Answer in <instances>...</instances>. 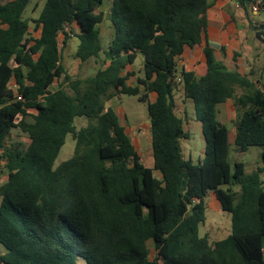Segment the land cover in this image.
I'll use <instances>...</instances> for the list:
<instances>
[{
  "label": "trees",
  "instance_id": "1",
  "mask_svg": "<svg viewBox=\"0 0 264 264\" xmlns=\"http://www.w3.org/2000/svg\"><path fill=\"white\" fill-rule=\"evenodd\" d=\"M250 1L240 3L248 10ZM30 2H0V264H264V83L216 58L211 1L45 0L33 19L38 35L25 17ZM106 18L115 32L103 48L98 24ZM248 22L264 44V20ZM73 37L75 58L101 59L95 73L68 72L63 51ZM204 43L205 72L179 69L186 48ZM137 59L139 76L128 68ZM179 86L202 123L198 162L181 143L188 132L176 109ZM120 94L147 104L153 166L108 105ZM229 99L233 143L218 118ZM15 130L29 141H14ZM69 134L73 155L56 164ZM232 144L237 152L261 147V165L232 164ZM209 193L231 214V232L215 241L200 231Z\"/></svg>",
  "mask_w": 264,
  "mask_h": 264
},
{
  "label": "rangeland",
  "instance_id": "2",
  "mask_svg": "<svg viewBox=\"0 0 264 264\" xmlns=\"http://www.w3.org/2000/svg\"><path fill=\"white\" fill-rule=\"evenodd\" d=\"M7 0H0V2H5ZM45 0H31L25 17L30 20V31L31 33L38 35V31H35V21L39 15V11L43 6ZM110 1L105 2L100 9L104 10L106 13L109 11ZM251 18L255 20H263L264 19V11L259 14H254L251 11H248ZM101 29L100 40L103 45V48H107L109 42L111 41L114 35V28L108 18L104 19L103 22L98 24ZM214 21L209 20V27L211 35L215 36L217 33L215 31H219L220 27L217 29H213ZM240 31L232 32V36L238 37L244 46L247 49H251L254 53H259L260 57H256L259 60H255L256 68L264 64V44L258 39L254 32L251 31V39L250 36L243 34L239 35ZM63 35L60 36V41L62 43ZM249 41V42H248ZM79 43V39L77 37H73L70 41L66 49L63 51V61L68 69V72L74 77H85L95 73L101 66V59L91 58L87 61H81L79 58H75V51L77 49ZM200 49V48H199ZM194 51V50H193ZM203 53V52H202ZM188 54H186L187 56ZM241 56V64L244 61L245 55ZM101 56H104L102 52ZM186 59L190 64H193L190 57H182L180 60ZM189 59V60H188ZM202 59H194V66L197 65L199 68V72L203 73V64ZM247 66V65H246ZM179 69L181 68V64H178ZM128 68L133 69L137 76L142 75V63L140 59H137L133 66H128ZM246 67H244L245 69ZM247 69V68H246ZM245 72L244 70H242ZM259 71V70H258ZM136 75L131 76L129 82L136 83ZM255 79H260L262 83H264V73H254ZM57 83H54L52 88H57ZM68 90L69 88L66 87ZM240 94V93H238ZM176 97V109L180 116L184 119V128L188 132L187 138H182L181 143L184 149L185 156L187 158L191 157L194 162H198L200 159L204 157L205 151V138L202 130V123L196 119L194 105L191 100L186 99L183 93L182 86H179L175 92ZM152 99H154V95H152ZM108 105H112L117 113L119 114L122 123L126 126V131L131 136L134 144L136 145L138 151L142 155L143 161L147 166H153L154 158L153 151L151 145V135H150V123H149V114L147 104L143 101H140L136 95H128V94H120L115 96L112 100L108 102ZM218 118L223 122L227 123L230 129V140L233 143L234 137V124L233 120L236 116V108L233 103V99H229L226 103H222L218 108ZM76 124L81 126L85 123L84 117H78L76 119ZM13 140L16 142L26 143L29 141L27 134L21 132V130H15L13 135ZM75 141L71 134L67 136L66 143L61 148L59 156L57 158L56 164L61 161L69 158L73 155ZM234 145L232 144L230 150V161L232 164L236 160H241L246 163L247 171H252L256 169L259 165H261V147L252 146L249 150L245 152H237L234 150ZM264 177V174H263ZM7 175L0 173V184L5 181ZM226 187V186H225ZM234 189L238 190L239 187L235 186ZM206 202L208 204L207 209V219L204 224L200 225V231L202 234H208L211 241H215L227 236L231 232V214L229 212L223 211L220 206L218 200L215 198L213 193H209L206 196ZM154 253V252H153ZM76 264H87L86 260L83 257H79Z\"/></svg>",
  "mask_w": 264,
  "mask_h": 264
},
{
  "label": "crops",
  "instance_id": "3",
  "mask_svg": "<svg viewBox=\"0 0 264 264\" xmlns=\"http://www.w3.org/2000/svg\"><path fill=\"white\" fill-rule=\"evenodd\" d=\"M211 6L208 9V40L210 44L215 48V55L219 61L224 62L231 69H238L243 72H254V73H264V64L259 69L255 66V60H259L256 57H260L259 53H254L251 49H247L242 41L236 37L232 36V32L240 31L239 35L246 34L250 36L251 39V29L248 22V11H251L250 7L248 10L241 5L240 0H210ZM107 2V1H105ZM111 5V2H110ZM252 12V11H251ZM253 13V12H252ZM259 14V13H254ZM214 21L213 29L219 28V31H215L217 34L215 36L211 35L209 20ZM264 20V19H263ZM78 27V26H77ZM253 32V31H252ZM61 36V34H60ZM259 39V38H258ZM249 42V41H248ZM262 42V41H261ZM205 43L198 48H186L182 57H190V61L193 64L185 59L179 60L181 67H186L187 69L194 70L198 75H201L205 72V55L203 52V47ZM200 48V49H199ZM194 50V51H193ZM203 52V53H202ZM186 54H188L186 56ZM244 57V62L241 64V55ZM203 59V73L199 72V68L194 66V59ZM189 60V59H188ZM247 65V66H246ZM244 67H246L244 69ZM259 70V71H258Z\"/></svg>",
  "mask_w": 264,
  "mask_h": 264
},
{
  "label": "built area",
  "instance_id": "4",
  "mask_svg": "<svg viewBox=\"0 0 264 264\" xmlns=\"http://www.w3.org/2000/svg\"><path fill=\"white\" fill-rule=\"evenodd\" d=\"M250 9L253 13H260L264 11V0H251ZM173 80L175 82H181V76L177 75Z\"/></svg>",
  "mask_w": 264,
  "mask_h": 264
},
{
  "label": "water",
  "instance_id": "5",
  "mask_svg": "<svg viewBox=\"0 0 264 264\" xmlns=\"http://www.w3.org/2000/svg\"><path fill=\"white\" fill-rule=\"evenodd\" d=\"M247 2H249V0H247ZM206 209H208V208H206Z\"/></svg>",
  "mask_w": 264,
  "mask_h": 264
}]
</instances>
